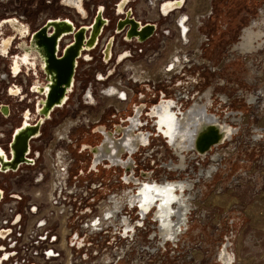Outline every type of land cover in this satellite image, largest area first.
Instances as JSON below:
<instances>
[{
	"label": "built area",
	"instance_id": "1",
	"mask_svg": "<svg viewBox=\"0 0 264 264\" xmlns=\"http://www.w3.org/2000/svg\"><path fill=\"white\" fill-rule=\"evenodd\" d=\"M23 1L0 0V24L14 22L18 28L21 26L25 30L24 37L20 38L5 25L10 29L12 38L5 55L0 54V155L6 163L12 159L10 144L15 131L24 121L23 116L28 114L25 122L30 126H34L41 118L37 114V110L41 109L38 104L41 97L34 89L46 85L39 61H36L35 67L29 69L22 64L18 71L12 72L19 41L24 40L25 44H29L32 35L49 21H68L74 29L87 28L88 36L99 7L100 17L105 23L94 47L82 51L84 55L77 59L83 65L94 63L101 67L95 70L93 81L84 86L75 78V68L71 88L66 94L67 104L64 105V102L61 107L53 108L49 117L41 123L38 135L27 142L28 151L24 159L31 161V164L22 162L14 170L4 171L0 165V264H106L103 261L105 258H100L102 255L98 254L97 248L102 237L106 236V220L95 226L93 223L99 220L100 212L105 210L106 180L94 177L92 172H84L85 169L80 166L81 161L71 157L66 148L77 141L73 135L80 128L88 131L90 127L101 124L106 110L111 111L110 118L128 115L131 112L129 107L136 97L135 107L144 106L140 121L145 119L146 126L147 111L154 104L141 88L156 95L158 85H171L191 68L190 64L197 68L207 65L197 64L190 58L192 53L193 56L196 54L190 46L192 38H184L194 28L189 7L191 0H106L100 3L90 0H72L70 3L67 0H48L47 6H53L61 13L54 15L51 9L49 13L41 12V16L37 13V30L28 21ZM211 1L208 0L209 5ZM35 3L33 10L38 7L37 0ZM211 11L210 8L208 13L200 16L195 26L197 31L211 15ZM146 28L152 29L150 34L140 39V34ZM132 29L134 32L130 34ZM201 37V44L206 45L207 37L204 34ZM72 42V35L62 36L58 44L59 53ZM174 46L177 47L175 51ZM201 56L202 51L198 53L197 59L201 60ZM178 58L182 61V67L174 71L169 61L175 62ZM163 59L166 61L162 68L169 77L155 81L152 76L144 74L145 69L154 71L157 63ZM126 64L131 67L128 68ZM109 86L124 94L123 97L115 96L118 106L107 103L111 97L105 95L104 88ZM175 89V101L180 103L182 88ZM158 93L165 96L160 91ZM87 96L91 102L86 99ZM74 98L79 99L75 101V108L80 105L83 107L77 116L75 109L68 105V101ZM63 110L68 111L63 124L72 121L67 134L61 138L57 130H62L63 124H57L54 130L52 126L46 129V136L43 133L45 126L51 120L58 122L63 119ZM144 126L139 127L138 131L150 135L149 144L139 151L141 157L132 158L135 164L132 178L137 183L125 188L130 193H136L142 183L167 181L163 178L166 173L184 172L187 162H190L189 155L194 153H186L184 169L169 170L166 165L177 164L178 157L169 154L165 146L155 145L152 124L147 125L148 131L142 129ZM61 145L66 146L65 150H60ZM198 157L196 155L195 160ZM84 158V162L87 161L89 154L85 153ZM157 169L162 173L158 181L152 177ZM115 170L119 173V181L123 176H129V173L122 176L120 168ZM139 172H149L150 176L140 180ZM111 195L119 200L123 194ZM126 206V202L121 204L119 214Z\"/></svg>",
	"mask_w": 264,
	"mask_h": 264
},
{
	"label": "flooded vegetation",
	"instance_id": "2",
	"mask_svg": "<svg viewBox=\"0 0 264 264\" xmlns=\"http://www.w3.org/2000/svg\"><path fill=\"white\" fill-rule=\"evenodd\" d=\"M71 1L72 0H67L68 3H70ZM207 2L208 0H194L193 7L191 9L193 15L196 14L197 23H199L200 16H204L206 13H208L210 8L212 9L211 15L208 18H206V20H204L203 22L204 24L210 22L211 24L210 30L211 31L215 30L214 33L210 32V34H208L206 48L211 49L212 47H215L214 45H216L215 44L216 42L219 43L222 42L224 44V48H223L224 50H221L220 52V54L223 55L225 58L223 66H221L220 69H218L217 67H219L221 63L216 64L215 67V64L212 61H210L211 63L209 65L207 64L206 66H203L201 68H196L193 72L188 70L180 78L173 81L171 88L173 87L182 88V90L180 91V97L182 99V102L177 103L175 100L174 101L172 100L174 102L173 103L174 107L172 108V110H170L172 112L169 111V107L170 105H172L171 99L167 98L166 96H162V97L161 95L157 96L156 100H154L155 103L154 105L161 103V108L160 110L153 109L152 112L153 113L158 112L159 116H161L162 114L161 119L158 120V123L160 125L159 127L161 128L162 126H164L163 128L160 129V131L162 132L161 134L157 133L156 126L153 125V123L148 119L149 117L146 116L147 118L146 120H148L147 123L152 124L154 127L155 133L153 135V138L155 139L154 143L157 146L161 144L166 148H168L165 136H168L170 138V141L172 140L179 141L181 138H183L182 136L186 132L187 140L183 141L182 142L183 144L179 146L182 147V149L177 150L174 148L179 159L178 165H173L171 167L174 169L179 168L180 170H182V168H184V163H186L185 162L186 153H184L183 151L187 148L189 141V132L193 128V122L195 121V118L199 115V109L203 108L206 111L209 120L215 119L219 124H223L221 123L220 119L225 120V119L233 118L232 117L233 115L236 118H239L243 115V110L236 111L233 109L232 106L233 104H235V102L242 101L241 105H243L245 110L247 109V107H252L253 105H255L254 103H256L255 102L256 99H255L252 104H249L247 99L249 100L251 94H248L249 92L243 89L241 86H239L236 82L227 80V78H225L226 75L223 73V71L224 69L226 71L227 66H229L230 56L233 55L235 57V58L233 57L234 59L231 58L233 63L240 61L243 64V66L246 65L245 57L250 58V56H253L254 62H256V64L262 63L260 64L261 67L257 66L258 68H263V63H264V37H261L260 39L255 38V41L252 42V46L256 50H252L251 52L245 51L244 54L242 52H237V50L234 49V46L238 45L241 42L240 34L246 31L247 29H249L252 25L251 23L257 21L260 24V21L262 19L264 20V6H261L262 3H264V0H212L211 1L212 7H210L209 2L208 3ZM254 10H257L255 15H254ZM79 11L81 12V9H79ZM193 15H192V24L194 28L189 31L188 35L186 36L184 35V38L186 40L190 36V32H193L198 34L202 40L201 34L199 33V31L195 29L197 23L193 20ZM18 30L19 32L22 33L24 31V28H21L20 26ZM254 33H256V30L254 31ZM11 38H12V34L8 27L4 26L3 28H0V54L5 55L10 45ZM27 44L28 43L25 44L24 40L19 41L17 58H15L14 60L15 72L18 71L19 68H21L20 66L22 64L26 65V67L30 69L31 67H35L36 61H39L36 56V53L30 52L28 55L25 53V51L27 50L26 49ZM176 49L177 47L174 46L173 50L175 51ZM200 49L201 48L194 50L196 54H194L192 60L195 61L198 60L197 56ZM206 50L207 49H203L202 52L205 54ZM81 55H84V53H82ZM181 62L182 61L180 58L176 59L175 62L172 60L169 61V63L173 65L175 69L174 71H178L182 67ZM78 64H79V60L76 61L75 68H77ZM212 68L214 70H212ZM244 69H245L244 77L246 81L250 84V82L247 80L248 77L247 69L246 68ZM262 70L264 71V68ZM145 71H146L144 73L145 75L148 74L147 72H151L146 69ZM165 78L166 77H164L163 79ZM106 92L108 93V95L109 92L112 93L111 94L112 96H110L111 100H115V102L112 104L118 106L119 103L118 101H116L115 96L120 94L119 91L116 90L115 87L109 86V88L104 91L105 95ZM244 94H246L247 99L245 98ZM145 95L150 96L151 93L149 94L148 92H146ZM120 96L123 97L122 94H120ZM136 101H137V97L135 98L133 103L136 104ZM148 112L149 110L147 111V113ZM172 113L175 114L176 117H174ZM131 116H132V112L126 118L128 119ZM209 120L205 119V123L210 122ZM138 123L139 122H137V124ZM140 124L144 126L146 124L145 119L141 120ZM71 125H72V121L69 120L66 121L61 126L63 131L58 129L57 134L60 135L61 138H64L65 135L67 134V131L70 129ZM113 125L116 126V129L120 131L124 130V128L119 124L118 125L113 124ZM134 128L139 130V128H137L136 123L129 125L128 130L131 132L132 130H134ZM255 129L256 131H258L257 128ZM128 130L125 132L126 138L123 139L121 142H119V144H117V142L114 141L110 142L111 145L113 146L114 151L117 148L121 149L122 145H125L124 149L131 151L135 147L136 142H138V139L140 140L139 138L140 136L131 137L132 135L128 133ZM106 132L109 131H106V127L103 126L102 124L92 126L89 128L88 131H82V133L79 136V139L82 141H86L87 139H92L95 142L99 140L100 142H98V145L96 147L91 148L87 144H80L78 143V141H76L74 144L66 148V150L69 152L71 157L76 159L78 158V155H80L82 152L83 154L85 153L89 154V159H87V162L81 161L80 166L85 169L84 172L89 171L92 172L93 174L95 173L97 175H100L101 177L103 176V178L105 179H106V170L111 172L113 171V168L109 167L108 164H106V159H103L101 161L96 160L97 157L95 158V154L92 152V149L99 148L102 142H106V141L109 142L108 138L111 137H108L106 135ZM145 134L148 135L146 141V145H148L150 135L147 133ZM250 138H251L250 140H253L254 142L262 141L263 150H264L263 134L254 131L250 134ZM142 147L143 146H139L134 151H132L133 154L130 155V159L132 162H133L132 160L133 156L135 158L141 157V153L139 151L142 149ZM216 148H218V146H216ZM168 150L171 151L169 148ZM213 151L214 149H212L211 152ZM113 154L108 158L111 163H116L118 158H113ZM102 156L106 158V154H102L101 157ZM122 156L127 157V153L121 155L119 161H123ZM133 166L135 167V164ZM134 167H133V171H134ZM120 169L124 172L122 168ZM131 179L128 177L124 178L125 181H130ZM189 184L187 182H184V180L162 181L160 183L158 182L142 183L141 186L138 188L137 195H135V193L133 192L130 193V191H128V193L124 194L123 197H120L119 200L116 198L114 199L110 198L111 201L109 204L107 203L105 204L106 207L112 206L114 201L118 202V208L113 209L114 216L112 215L113 217L110 216L108 219H106V207L104 206L105 210L100 212L99 220L93 222L94 226L96 224L104 222L105 220H106V229L107 228L111 229V226L115 227L120 224L121 226L119 229L117 230L111 229L110 233L113 231V234L116 237L113 238V241L116 242L117 240H119L118 242L123 243L122 248L127 247V250L134 253L131 259H133L135 255L139 256L138 260L135 261V263L133 262L132 264H137V263L140 264V261H142V264H157V263L159 264L158 261L161 256L162 257L164 256L165 259L173 260V258L179 255L181 251L184 249L185 247L184 239L187 237L188 232L190 231L191 228L190 223L195 217V213L193 212L192 207H190L187 210H181L182 208L179 205L180 201L182 199L187 200L186 198L187 194L194 190V187L189 186ZM173 191L176 192L175 195L177 196L175 200L173 199L174 196L172 195ZM179 192H181L180 196H183L181 199L179 197ZM154 196H157L161 200L156 201L153 204L152 198ZM136 201L140 205L139 206L140 208L137 206H133L134 205L133 203ZM177 201L178 203H176ZM124 202H126V204L132 207L126 206L124 213L123 214L121 213V216L123 217L121 218V216L117 212L121 207V204H123ZM203 218H205V216ZM242 221L243 219L241 217L227 216L224 219V221H222V223L220 224V229L223 232L221 233L222 240L217 248V253L215 256L216 264H236V259L233 249V241L240 227L239 223ZM143 236H145L146 240L148 241L147 245L142 244ZM107 243L109 245L110 242ZM127 250L126 249L122 250L119 253V256L121 255L119 257V260L121 258V260H123V263L126 262L125 256ZM143 253H145V255H148L149 258L150 257L153 258L152 259L147 258L146 260L143 261L142 259ZM107 260L109 261V258H107ZM106 264H108V262H106ZM160 264H163V262H161Z\"/></svg>",
	"mask_w": 264,
	"mask_h": 264
},
{
	"label": "rangeland",
	"instance_id": "3",
	"mask_svg": "<svg viewBox=\"0 0 264 264\" xmlns=\"http://www.w3.org/2000/svg\"><path fill=\"white\" fill-rule=\"evenodd\" d=\"M37 1H38V7L37 9L33 10V8L36 6L35 5L36 0H25V4H26L25 9L27 11L28 21L33 24V29L35 30H37L38 28V26H36L37 25L36 17L38 16V14H40L41 16V14L43 13H49L50 12V11L48 12L49 9H51L52 12L54 11L53 12L54 15H58V13L59 14L61 13L60 11L55 10L53 6L49 8V6H47L49 5V3L47 2L48 0H37ZM103 1L106 0H90V2L93 3L94 2L100 3ZM193 2L194 0H191L189 6L191 21L193 15L191 9L193 7ZM211 4L209 5L210 7H212ZM261 6H264V3H262ZM256 11L257 10H254V15L256 14ZM210 29H211V24L209 22L206 24L203 23L202 27L198 31L200 34H204L207 37L208 34H210V32L214 33L215 31V30L211 31ZM192 33L193 32H190L189 37H191L193 41ZM215 44H216L214 45L215 47H212L211 49L206 48L207 43L206 45H202L200 51H203V49H207V50L205 51V54L202 52L203 56H201V58L207 60L208 61L207 64H210L211 63L210 61H212L215 64V67L216 64L221 63V65L217 67L218 69H220V67L223 66L225 60L224 56L220 54L221 50H224L223 49L224 44L222 42L220 43L216 42ZM190 58L191 59L193 58V53L190 55ZM165 61L166 59L160 60L157 63V66L155 67L154 71L151 72L153 74L157 72V70L162 68ZM195 62L197 63V61ZM239 62L233 63L231 61L229 63V66H227L226 71L225 69L223 71V73L226 75L225 78H227V80L236 82L243 89L247 90L249 92L248 94L251 95L253 94V96L256 98L255 100L256 104L253 105L252 107H247V109L245 110L243 105H241L242 101L235 102V104H233L232 106L233 109L236 111L243 110V115L239 118H236L233 115L232 116L233 118H229L225 120L220 119L221 123H224L229 127L236 129V131L232 134L230 139L228 138L222 144L216 145L218 146V148L216 147L212 148L214 149V151L211 152L212 151L211 149L204 157L198 155L201 158L198 157L196 160L194 158L196 156V153L194 152L193 156H189L190 162H187V160L185 161L187 162V164L186 163L184 164L187 165V168L185 169L184 172L172 173V174L166 173L163 175V178H166L167 181L190 180L191 183H193V185L191 186L194 187L193 190L194 192L193 191L189 192L187 194L188 197L186 196V198H192L193 196H190V194L194 193V197H193L194 199L192 198L193 200L191 201L192 202L194 201L196 205L193 207V212L195 213V217L191 221L190 231L188 232L187 237L184 239L185 242L184 249L181 251L179 255L175 256L173 260L165 259L164 256L163 257L161 256L158 261L159 264L161 262H163V264H216L215 256L217 253V248L222 240L221 233L223 232L220 229V224L222 223V221H224V219L227 216L241 217L243 219V221L239 223L240 227L233 241V249H234L236 264H264V228H263L264 226L261 224V222L264 220V215H263L264 205H261L260 203L256 202L258 197L264 196V150H263L262 141L254 142L253 140H250L251 139L250 134L254 131L264 135V105L261 96L262 90L264 89V71L262 70L264 68V63H263V68H258L257 66L261 67L260 64L262 63L256 64V62L253 61L254 72L251 75L252 79L250 80V84H249L244 77L245 69H243V67L245 68V66H243L242 63ZM78 65L79 67L78 69L76 68L75 78L81 81L84 86L88 85V82L93 81L95 70H99V68H101L100 66L94 63L89 65H83L81 64L80 61ZM190 65L191 68L189 70L193 72L197 67L192 66V64ZM212 70L214 69L212 68ZM171 87L172 84L169 86L166 84L158 85L156 96L161 95L158 93L160 91L167 98L175 100L174 95L176 93L175 90L177 89H175V87L173 88ZM141 89L144 94L148 92V91L145 92L144 87H142ZM246 94H244L245 98H246ZM136 96L138 95L136 94ZM153 96L154 95L151 94L149 97L152 99L153 104H155L154 100L156 97ZM71 99L68 101V105H71V107L75 109L76 112L75 114L77 116L80 113V110H83L82 109L83 107L82 105H80L79 107H77L78 109L75 108L74 104L77 101H79V99L78 98H74L73 100ZM114 102L115 100L110 99L107 103L112 104ZM129 109L131 112L134 109L133 102L131 103ZM129 113L126 116H129ZM67 114L68 111L63 110L61 113V117L63 118L60 120L61 122L60 121L55 122L54 120H51V122H48V124L45 126L43 133L47 136L46 129L48 130L49 126H52V130H54V127L57 124L58 125L63 124L64 118L68 116ZM110 114L111 111L106 110V115L101 121V124L106 127V131H109L110 133L113 132L114 129L116 128V126H114L113 124H117V125L119 124L123 128L128 127L129 123L126 122L127 120L126 116L125 117L116 116L115 118H110ZM255 128H257L258 131H256ZM142 129H144V131H148V126H144V128ZM84 130H85L84 128H80V130H78L73 136L77 138V141L80 144H87L91 148L96 147L98 145V142H100L99 140L95 142L92 139H87L86 141H82L79 139L80 134ZM114 137L117 138L118 136H114ZM60 147H62L60 150L62 149L65 150L66 148L65 145H61ZM169 154H171V151H169ZM216 154H219L220 156V158L217 161L213 160L212 158ZM84 157L85 154H83L82 152L80 155H78V160L84 162L85 160ZM167 158L168 156L166 157V159ZM122 159L125 160L126 157L122 156ZM211 163L213 164L216 163L215 166L216 165L218 166H216V170L212 175V178L214 177V179L212 180V178H210L209 181H206L205 179H203V177L201 176L202 174L200 172L201 169L203 170L206 169V167ZM106 164L108 163L106 162ZM175 165H178V162ZM172 166L173 164L169 163L166 165V168H168L169 170H174V168H171ZM112 168L113 171L111 172L106 170V179L103 178V176L100 177V175L94 173V177L103 178L106 180L107 204L111 201L110 198L114 199L111 193L123 194L122 196H120L123 197L124 194L128 193V191L125 188L132 185V183L129 184L124 183L123 180L119 181L118 178L119 173H117L115 169H118L120 167L112 166ZM176 170L181 171L179 168H177ZM160 173H161L160 169L155 170V173L152 174L153 180L158 181ZM138 174L140 180L147 179L150 176L149 172L148 173L139 172ZM123 175L124 172L122 173V176ZM212 197L217 202H212L214 200ZM219 200L220 202H218ZM124 211L125 209L121 210L119 214V210H118L117 213L121 216V213L123 214ZM204 216L205 218H203ZM121 218L123 217L121 216ZM120 226H121L120 224L115 227L111 226V229L117 230L120 228ZM111 229L110 228L106 229L107 234L106 236L102 237L99 246L97 247L99 249L98 254L102 255L100 256V258H105L103 261L104 263L108 262V264H114L115 262L119 264H132L133 262L135 263V261L138 260L139 256L137 255L138 256L137 257L135 255L134 256L135 259L134 258L131 259L134 253L127 250V247H123L124 248L123 249L122 248L123 243L118 242L119 240H117L116 242L113 241V238L115 236L113 234V231L110 233ZM106 240L107 242H110L109 245L106 242ZM147 242L148 241L146 240V237L143 236L142 244L147 245L148 244ZM125 249L127 250L125 256L126 262L123 263V260H121V258H120L121 261L119 260V257L121 256V255L119 256V253ZM104 253L106 254L104 255ZM107 258H109V261L107 260ZM147 258H149V256L143 253L142 255L143 261L146 260ZM152 258L153 257H150L149 259ZM140 264H142V261H140Z\"/></svg>",
	"mask_w": 264,
	"mask_h": 264
},
{
	"label": "water",
	"instance_id": "4",
	"mask_svg": "<svg viewBox=\"0 0 264 264\" xmlns=\"http://www.w3.org/2000/svg\"><path fill=\"white\" fill-rule=\"evenodd\" d=\"M100 13L101 8L99 7L97 10V15L94 19V23L90 28V32L88 33V36H86L87 28L82 27L74 29L73 25L68 21H49L32 35L29 41V45L26 47L27 50L25 51V53L27 55L30 52L36 53V56L40 63V68L44 73L46 80V85L43 88L34 89L36 94L41 97V99L38 101V104L41 105V109L37 110V114L41 116V118L34 126H30L25 122L28 117V114H25L23 116L24 121L22 122L21 126L15 131L12 138V142L10 144V154L12 157L11 161L7 163L4 162L3 157L0 155L1 170H14L18 166V164L22 162L31 164V161H27L24 159V156L28 151L27 142L31 137L38 135L40 125L45 119L49 117L50 111L55 107H61L65 102L66 94L71 88L76 60L80 57L82 51H88L94 47L95 40L103 24L105 23V21L101 19ZM121 24L119 26H121ZM131 24L134 28V24ZM5 25H7L11 29V31L17 33L20 38L24 37L25 30L22 33L19 32V28L14 22L8 21L4 24H0V28H3ZM151 30V28H146L145 30H143V32L140 34V39H144L147 35H149ZM133 32L134 29L131 30L130 34H132ZM68 34L72 35L73 42L64 47L63 50L59 53V40L62 36ZM12 72L15 73L14 67L12 69ZM173 101L172 105H170L169 107V111L172 110V108L174 107ZM143 107V105L134 107V109L132 110V116L126 120L129 125L136 123L137 128L143 126L140 124V116ZM160 108L161 103H158L157 105H154L149 108V112L146 114V116L149 117L148 119L153 123V125L156 126L157 133L159 134L162 133L160 129L164 127L162 126L160 128V125L158 123V120L161 119L162 114L161 116H159L158 112H156V114L153 113L152 110H160ZM173 115L174 117H176L175 114ZM205 119L209 120L206 111L201 108L199 109V115L195 118V121L193 122L192 130L189 132V141L187 148L183 151L184 153L194 151L196 155L204 157L212 148L216 147V145L218 144H222L236 131V129H233L228 125L222 126L218 124L217 122H215V119H211L209 120L210 122L205 123ZM137 122L139 123L137 124ZM128 127L124 128V130L121 131L115 128L113 132L106 133L108 137H111L108 138L109 142H102L100 147L97 149H92V152L95 154V158L97 157L96 160L101 161L103 159H106V162L108 163L109 167L113 166L122 168L124 170V174L129 173L128 178L131 179L134 166L133 162L130 159V155L133 154L132 151H134L139 146L146 145L148 135L142 132H138L136 128H134V130L130 132L128 130ZM127 130L128 133L132 135L131 137L140 136V140L138 139V142H136L135 147L131 151L124 149L125 145H122L121 149L117 148L114 151L113 146L110 142L114 141L119 144V142L126 138L125 132ZM114 136L118 137L115 138ZM165 138L168 148L171 150L173 155L177 156L176 151L174 150V146L170 144V138L168 136H165ZM126 153V159L123 161H119L121 155H124ZM100 154H106V158L103 156L101 157ZM112 154L113 158H118L116 163H111L109 161L108 157ZM124 178L122 180L126 184L137 183V180L135 179L125 181ZM140 186L141 185H139V187ZM137 193L138 189L136 191V195ZM160 200L161 199H159L157 196H154L152 198L153 204L156 201ZM133 204V206L139 207L137 201ZM127 206L129 205L127 204Z\"/></svg>",
	"mask_w": 264,
	"mask_h": 264
},
{
	"label": "bare ground",
	"instance_id": "5",
	"mask_svg": "<svg viewBox=\"0 0 264 264\" xmlns=\"http://www.w3.org/2000/svg\"><path fill=\"white\" fill-rule=\"evenodd\" d=\"M208 3V2H207ZM208 5V4H207ZM193 20L196 22L197 20H196V14H194L193 15ZM197 23V22H196ZM252 25H251V27L249 28V29H247L246 31H244L243 33H241L240 35H241V42L238 44V45H235L234 46V49L235 50H237V52H242V53H244L245 51H252V50H256L253 46H252V42L253 41H255V38H261V37H264V20L262 19L261 21H260V24L257 22V21H254L253 23H251ZM256 30V33H254V31ZM65 40H66V38H65ZM67 41V40H66ZM61 42H62V40H61ZM262 43V42H261ZM201 44V38H200V36L198 35V34H196V33H193V41H192V44L190 45L191 46V48L193 49V50H197V49H199V48H201L202 47V44ZM29 45V44H28ZM81 54H82V52H81ZM234 54V53H233ZM245 54V53H244ZM83 55H81V57H82ZM234 56L232 55V56H230V59H229V63L232 61V59H234L233 58ZM232 58V59H231ZM253 61H254V58H253V56H250V58H248V57H245V68L247 69V73H248V77H247V80L250 82V80L252 79L251 78V75L253 74V72H254V64H253ZM197 63L198 64H200V63H208V61H206V60H204V59H199V60H197ZM243 65V64H242ZM126 66L129 68V67H131V65H128V64H126ZM133 68V67H132ZM257 68V67H256ZM244 69V68H243ZM178 70V69H177ZM146 71L144 70V73H145ZM148 74H147V76H149V77H151V75H152V77H153V79L155 80V81H161L164 77H169V75H168V73H166L164 70H163V68H160L159 70H157V72H155L154 74H152L151 72H147ZM262 74V73H261ZM137 79V78H136ZM109 87H107V88H104V91L105 90H107ZM112 93L111 92H109V95H108V93L106 92V95H108V96H112L111 95ZM120 95V94H119ZM119 95H117V96H119ZM123 96H124V94H123ZM261 96H262V99H263V105H264V89L262 90V93H261ZM116 98V97H115ZM88 101H92L91 100V98H89V96H87V98H86ZM256 98L253 96V94L249 97V100H248V102H249V104H252L253 103V101L255 100ZM116 101H117V98H116ZM67 104V102L64 104V105H66ZM254 104H256V103H254ZM262 106V105H261ZM257 108V107H256ZM215 122H217V120H215ZM207 123V122H206ZM218 123V122H217ZM219 124V123H218ZM220 125H222V126H224V125H226V124H220ZM66 130V129H65ZM183 138H181L179 141H177V140H172V141H170V144L172 145V146H174V148L175 149H177V150H181L182 149V147H179L180 145H182L183 143V141H185V140H187V136H186V132H185V134L182 136ZM183 154V153H182ZM222 155V154H221ZM189 156H193V153L191 154V155H189ZM220 158V156H219V154H216V155H214V157H213V160H218ZM215 164L216 163H211V164H209L207 167H206V169H201V176L203 177V179H205L206 181H209V179L210 178H212V175H213V173H214V171L216 170V166H218V165H216L215 166ZM201 168V167H200ZM198 179H199V177H198ZM214 179V177L212 178V180ZM184 182H187L188 184H189V186H191V185H193V183H191V181L190 180H187V181H184ZM183 183V182H182ZM170 184H172V183H170ZM177 184V183H176ZM179 184H181V183H179ZM172 185H174V184H172ZM176 190V189H175ZM177 192H178V190H177ZM176 194V192L175 191H173V196H174V200L177 198V196L175 195ZM135 195H136V193H135ZM181 195V192H179V197H180V199L183 197V196H180ZM190 196H193L194 197V193H191L190 194ZM188 197V196H187ZM192 197V198H193ZM214 197V196H213ZM212 197V198H213ZM192 198H187V200L186 199H182L181 201H180V207L182 208L181 210H187V209H189L190 207H194L196 204L194 203V201L192 202L191 200H192ZM179 199V200H180ZM214 199V198H213ZM216 199H219V198H216ZM226 199V198H225ZM178 200V201H179ZM178 201L176 202V203H178ZM212 202H217V201H215V199L212 201ZM218 202H220V200L218 201ZM257 203H260L261 205H264V196H261V197H258L257 198V201H256ZM224 203V202H223ZM221 204V203H220ZM226 205V204H225ZM140 206V205H139ZM257 206V205H256ZM260 206V205H259ZM106 207V206H105ZM117 209L118 208V202L117 201H114L113 202V204H112V206H107L106 207V219H108L110 216L111 217H113L114 216V211H113V209ZM113 215V216H112ZM264 215V214H263ZM260 217V216H259ZM174 218H175V216H174ZM254 219V218H253ZM263 219V218H262ZM158 220V219H157ZM257 220V219H256ZM255 221V220H254ZM254 223H256V222H254ZM261 224L264 226V220L261 222ZM257 226V225H256ZM264 228V227H263Z\"/></svg>",
	"mask_w": 264,
	"mask_h": 264
}]
</instances>
